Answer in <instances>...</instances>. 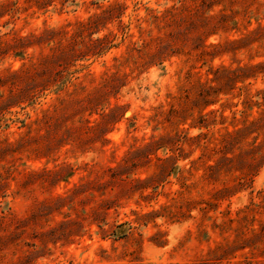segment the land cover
Wrapping results in <instances>:
<instances>
[{"label": "rangeland", "instance_id": "374dc122", "mask_svg": "<svg viewBox=\"0 0 264 264\" xmlns=\"http://www.w3.org/2000/svg\"><path fill=\"white\" fill-rule=\"evenodd\" d=\"M0 264H264V0H0Z\"/></svg>", "mask_w": 264, "mask_h": 264}]
</instances>
